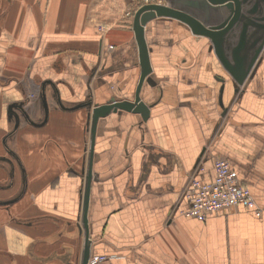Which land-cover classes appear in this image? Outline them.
Wrapping results in <instances>:
<instances>
[{"label": "crops", "instance_id": "crops-1", "mask_svg": "<svg viewBox=\"0 0 264 264\" xmlns=\"http://www.w3.org/2000/svg\"><path fill=\"white\" fill-rule=\"evenodd\" d=\"M143 4L0 0V264H82L91 108L133 99ZM144 35L148 114L117 110L96 123L87 264H264V48L235 91L208 39L185 24L156 17ZM46 80L58 92L46 85L47 109ZM11 103L33 124L16 126ZM215 155L249 187L259 217L243 207L184 216L189 180L211 181Z\"/></svg>", "mask_w": 264, "mask_h": 264}, {"label": "water", "instance_id": "water-1", "mask_svg": "<svg viewBox=\"0 0 264 264\" xmlns=\"http://www.w3.org/2000/svg\"><path fill=\"white\" fill-rule=\"evenodd\" d=\"M167 4L145 3L134 13L133 31L138 50L140 73L135 87L132 100H120L111 96L105 103L96 104L91 108V146L89 155V168L86 187L83 191V204L81 223L79 227L84 236V249L82 264L88 260V219L87 209L89 200V184L91 181L90 162L92 154L93 138L97 120L110 112L117 110L131 111L146 116L149 105L141 100L140 90L145 78L151 72L148 47L144 35V27L148 21L156 17H168L185 24L191 34L208 38L214 52L224 69L235 82V91L243 84L244 80L253 68L257 57L263 50L264 45V0L259 1L258 9L244 6L245 1L233 0L235 8L231 10V16L221 19V8L228 3L227 0H179L181 5H175L176 1L166 0ZM255 1V0H254ZM256 1V2H257ZM193 4L189 5L188 4ZM231 4V3H229ZM263 4V6H261ZM254 18V19H253ZM252 19V20H251ZM231 40H233L231 42ZM49 84L58 94L55 85L50 80L41 84V97L44 107L47 109L45 87ZM61 106V103L59 102ZM82 107H90L88 101L82 103ZM7 113L15 119L16 126L21 120L33 124L23 103H11L7 107Z\"/></svg>", "mask_w": 264, "mask_h": 264}, {"label": "built area", "instance_id": "built-area-1", "mask_svg": "<svg viewBox=\"0 0 264 264\" xmlns=\"http://www.w3.org/2000/svg\"><path fill=\"white\" fill-rule=\"evenodd\" d=\"M213 169L214 177L211 181L198 178L189 180L185 193L189 208L184 212V216L204 220L221 212L229 213L243 207L259 217L261 209L257 207L249 187L236 175L229 160L223 156H213ZM106 258L107 256H97L91 261L96 262Z\"/></svg>", "mask_w": 264, "mask_h": 264}, {"label": "flooded vegetation", "instance_id": "flooded-vegetation-1", "mask_svg": "<svg viewBox=\"0 0 264 264\" xmlns=\"http://www.w3.org/2000/svg\"><path fill=\"white\" fill-rule=\"evenodd\" d=\"M173 1H176L174 3L175 5H181L179 0H173ZM239 1H245L244 2V5H243V8L246 5V6H249L251 9H253V8L254 9H258L259 1H257V0H255V1L254 0H239ZM155 2L158 3V4H165V5L167 4V1L166 0H154V1L143 2V3L145 4V3H155ZM225 3H228V4H226L225 6L223 5V7L221 8V10L223 9L222 11H224V9H226V15L227 16L226 15L225 16L226 17H230L231 16V12H232L231 10H233L235 8V3H234L233 0H227L226 2H224V4ZM229 3H231V4H229ZM189 5H193V4L190 3L187 6L190 7ZM261 6H263V4H261ZM225 16L223 15L221 19H224ZM208 41H209V44H210L209 45L210 51H212L214 53V55L216 56L211 41L209 39H208ZM232 41L233 40H231V42ZM216 58H217V56H216Z\"/></svg>", "mask_w": 264, "mask_h": 264}, {"label": "rangeland", "instance_id": "rangeland-1", "mask_svg": "<svg viewBox=\"0 0 264 264\" xmlns=\"http://www.w3.org/2000/svg\"><path fill=\"white\" fill-rule=\"evenodd\" d=\"M222 10H223V9H222ZM222 10L219 12V13H221V18H222L223 15H224V16L226 15V9H224V11H222ZM253 19H254V18H253ZM251 20H252V19H251ZM263 48H264V45H263ZM80 223H81V220L79 219V225H80ZM82 235H83V233H82ZM93 258H94V257H93ZM93 258H92V259H93ZM92 259H91V260H92ZM91 260H90V261H91ZM99 261H103V260H99ZM91 262H92V261H91Z\"/></svg>", "mask_w": 264, "mask_h": 264}]
</instances>
